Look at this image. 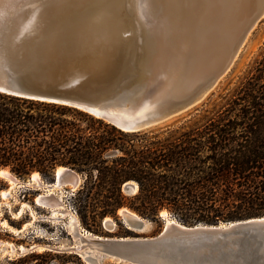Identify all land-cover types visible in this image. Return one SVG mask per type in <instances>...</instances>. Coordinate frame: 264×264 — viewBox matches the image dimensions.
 <instances>
[{
    "label": "water",
    "instance_id": "1",
    "mask_svg": "<svg viewBox=\"0 0 264 264\" xmlns=\"http://www.w3.org/2000/svg\"><path fill=\"white\" fill-rule=\"evenodd\" d=\"M160 4L156 23L123 32L105 17L55 13L44 0H0V91L74 107L123 131H154L180 119L232 70L264 18V0ZM58 167L60 184H80V173ZM122 190L133 195L137 186L125 182ZM121 215L133 235L95 240L118 262L264 264V216L173 221L144 236L150 220L130 209Z\"/></svg>",
    "mask_w": 264,
    "mask_h": 264
},
{
    "label": "trees",
    "instance_id": "2",
    "mask_svg": "<svg viewBox=\"0 0 264 264\" xmlns=\"http://www.w3.org/2000/svg\"><path fill=\"white\" fill-rule=\"evenodd\" d=\"M188 121L123 131L74 107L0 91V168L19 178H51L58 166L80 173L74 201L84 226L108 215L121 227L123 207L154 223L162 210L187 225L264 216V46L216 108ZM125 182L135 194H124ZM0 264L54 262L31 250Z\"/></svg>",
    "mask_w": 264,
    "mask_h": 264
},
{
    "label": "rangeland",
    "instance_id": "3",
    "mask_svg": "<svg viewBox=\"0 0 264 264\" xmlns=\"http://www.w3.org/2000/svg\"><path fill=\"white\" fill-rule=\"evenodd\" d=\"M263 46L264 18L252 31L232 70L221 81L217 89L199 105L184 114L180 119H172L166 126L154 131H162L166 128H177L184 122H187V120H189L188 123L191 124L194 121L202 119L220 104L221 96L229 92L248 72ZM17 178L19 183L10 188L11 184L4 178L0 177V221L3 219L6 220L8 225L17 230L21 229L25 223L32 222V224L28 225L25 230L16 234L7 228L0 226V241L6 242L3 247L4 250H2V248L0 249V259L7 256L13 257L18 254H24L16 250L15 252H12L7 244L12 243L16 247L23 245L26 248L32 245H38L41 248H35L33 252L38 254H49L50 257H52L54 264H59L63 261H66L64 264H74L75 262L87 264L84 257L81 255V248L79 250L73 249V246L78 244V239H74L73 234L64 226L62 221L54 222L49 217L51 213L47 208L40 207L35 202L36 196L44 193L48 188L47 185L49 186L54 182L53 176L48 178L40 175L39 185L31 181L30 175L25 178ZM29 181L31 182L29 183ZM81 183L82 179L80 180V184ZM79 185L73 187L70 184H60L52 187L55 197H58L64 203L63 206L67 210V215H74V212L76 211L81 227L96 235L107 237H124L133 235L129 230L128 234H124L125 229L127 228L122 222V215L121 212H119L120 209L117 211L116 215L118 216V220L122 223L121 227L113 217L108 215L100 221H96V223L89 220L88 226H84L78 212V204L74 201V193ZM7 189L9 190V193L4 197L2 192ZM124 194L126 193L124 192ZM22 204L29 205L35 214L31 213L32 211L28 207H25L22 215L18 217L17 213L21 209ZM166 213L168 214L167 216L169 219L179 222L171 213L168 211H166ZM34 216H36L35 219ZM104 219H109L110 221L104 224ZM165 220V216L163 217L159 215V223L151 221V224L141 233V235L152 236L157 234L165 226ZM46 250H52V252ZM97 262L98 264H128L118 262L111 257L102 258L101 256L100 260H97Z\"/></svg>",
    "mask_w": 264,
    "mask_h": 264
},
{
    "label": "bare ground",
    "instance_id": "4",
    "mask_svg": "<svg viewBox=\"0 0 264 264\" xmlns=\"http://www.w3.org/2000/svg\"><path fill=\"white\" fill-rule=\"evenodd\" d=\"M50 3L51 9L58 14L62 15H74V16H100L108 18L112 21L113 25L117 29L123 32H133L135 30H140L144 28L145 22L156 23L157 13L160 10V0H44ZM162 19V18H161ZM144 22V23H143ZM159 22H162L160 20ZM158 22V24H159ZM143 23V24H142ZM251 35V34H250ZM249 35V36H250ZM248 36V38H249ZM165 37V36H164ZM64 167L57 168V174L62 172ZM0 177L7 180L11 186L10 188L19 183L18 178L10 173L8 168H3L0 170ZM31 181L40 183V174L38 172H33L31 174ZM29 181V183L31 182ZM61 180H55L42 194L36 196L35 202L38 206L47 208L51 215L49 216L54 222L62 221L64 226L73 234L74 239H78V244L73 246V249H80L81 255L84 257V260L87 264H98L97 260H100V256L111 257L106 253H103L100 250L101 244L96 243L97 240H103L104 236L93 234L87 230H84L81 227L80 221L76 214L70 215L66 214L67 210L63 206V202L58 197H55L52 187L60 185ZM137 186V185H136ZM60 189V188H59ZM54 190V189H53ZM72 191V190H71ZM9 190L2 192V195L5 197L8 195ZM59 196V195H58ZM28 207L31 210V207L27 204H22L21 209L18 211L17 216H21L24 208ZM123 210H128L123 207L119 212ZM32 211V210H31ZM33 213V211L31 212ZM35 214V213H33ZM67 215V217H66ZM161 216H165V225L170 224L171 222H177L175 220L169 219L166 211L160 212ZM36 216H34L35 219ZM66 217V219H65ZM110 221L109 219H104V224ZM32 222L25 223L21 229L17 230L10 225H8L6 220L0 221V226H3L10 230L13 233H19L27 228L28 225H31ZM96 240V241H95ZM6 242L0 241V249L4 250V245ZM12 252L19 251L21 253H26L35 248H41L38 245H32L26 248L23 245L15 246L12 243H7ZM118 261V260H117Z\"/></svg>",
    "mask_w": 264,
    "mask_h": 264
},
{
    "label": "built area",
    "instance_id": "5",
    "mask_svg": "<svg viewBox=\"0 0 264 264\" xmlns=\"http://www.w3.org/2000/svg\"><path fill=\"white\" fill-rule=\"evenodd\" d=\"M76 214V211L74 212ZM77 215V214H76Z\"/></svg>",
    "mask_w": 264,
    "mask_h": 264
}]
</instances>
